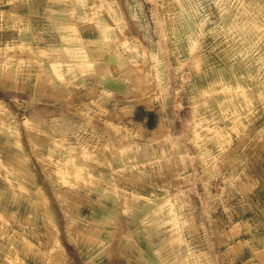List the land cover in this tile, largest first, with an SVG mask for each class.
<instances>
[{"label": "rangeland", "instance_id": "1", "mask_svg": "<svg viewBox=\"0 0 264 264\" xmlns=\"http://www.w3.org/2000/svg\"><path fill=\"white\" fill-rule=\"evenodd\" d=\"M0 264H264V0H0Z\"/></svg>", "mask_w": 264, "mask_h": 264}]
</instances>
